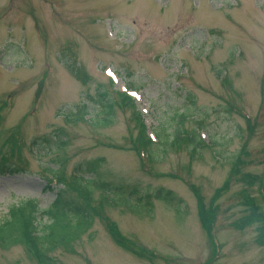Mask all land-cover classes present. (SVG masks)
<instances>
[{
  "label": "rangeland",
  "instance_id": "1",
  "mask_svg": "<svg viewBox=\"0 0 264 264\" xmlns=\"http://www.w3.org/2000/svg\"><path fill=\"white\" fill-rule=\"evenodd\" d=\"M99 85L121 104L109 127L97 124ZM118 92L135 101L148 137L199 128L209 148L193 158L184 143L153 144L145 157L140 121ZM242 151L241 171L263 174L264 0H0V162L19 169L0 176V221L18 203L47 210L63 188L43 178L55 172L77 189L65 198L97 209L92 229L51 264H264L258 226H235L245 187L231 170ZM97 159L106 183L173 192L180 216L158 201L134 213L105 203L97 185L76 187V167ZM219 190L210 237L200 199L208 206ZM0 264L37 263L16 245L0 248Z\"/></svg>",
  "mask_w": 264,
  "mask_h": 264
},
{
  "label": "trees",
  "instance_id": "2",
  "mask_svg": "<svg viewBox=\"0 0 264 264\" xmlns=\"http://www.w3.org/2000/svg\"><path fill=\"white\" fill-rule=\"evenodd\" d=\"M75 69L76 71L73 70V74H78L77 68ZM82 76L85 78L86 75ZM85 80L87 82L88 77ZM125 86L127 91L136 90L133 86L126 84ZM117 94L121 97L123 105L131 109L132 112H135L138 122L140 121L142 131L140 130L138 134V145L140 152L145 157L152 158L151 146L153 144H158L159 148L161 145L176 147L180 143H184L193 158L200 155L202 149L209 148V145L202 139V133L199 128L191 132H185L184 134L176 130L173 135L162 131L161 135L153 134L151 138L148 137L147 130L144 133L145 125L141 114L136 109L135 101L122 98L120 92ZM127 101L131 102L128 103ZM96 102L102 108L101 119L97 120L98 123H96L101 127L111 126L115 122V108L121 104L101 85L97 88ZM231 109L233 110V108ZM97 114H95V117H97ZM76 116L78 117V114H70L71 118L79 120ZM95 117H92V119H95ZM182 117L188 118L187 115H183ZM160 137L161 140H159ZM215 155H217L218 160L223 157L219 152L215 153ZM243 155L246 156L244 151L238 154L231 170L233 175H240L241 182L245 187L241 191L245 215L235 223V226L238 229L258 226L257 241L264 246V206H261L258 199L249 192L256 188L260 199L264 202V173L261 175L243 173L241 167L247 163L245 160L243 161ZM103 164H105L103 159L86 161L79 164L73 172V184L79 188L83 187L88 193H91L92 185H97L98 188L104 191L102 199L105 203L109 205L120 203L134 213L145 211L150 215L154 211V201H158L173 209L180 216L184 203L173 192L158 188L149 193L140 190L137 185L106 183L100 178V168ZM18 172L19 169L13 168L7 161L0 162V176L12 175ZM58 175H60L59 172L52 174L53 177L56 176L57 184L63 188L60 189L56 201L47 210L41 211L34 201L18 203L9 209L7 218L4 221H0V248L7 250L16 245H21L37 264H51L53 252L62 247L72 246L92 229L97 216V209L90 202L79 200L80 197L78 195V197L76 196L77 199L65 198L66 191L77 192V189L71 182L66 183L65 180L58 179ZM44 178L46 177L44 176ZM48 183V186L51 187L50 184L54 183V180H48ZM221 192L222 190L216 192L215 198L211 199L208 206L200 199L202 228L210 237L219 210L215 201L221 195ZM42 220H45V222H42ZM111 231L112 237L117 244L121 247L125 246L118 238L119 235L117 236L118 230L115 227H111ZM132 253L139 256L136 252Z\"/></svg>",
  "mask_w": 264,
  "mask_h": 264
}]
</instances>
